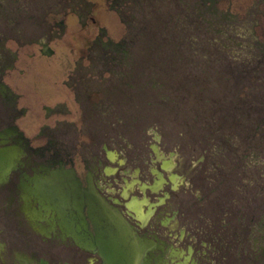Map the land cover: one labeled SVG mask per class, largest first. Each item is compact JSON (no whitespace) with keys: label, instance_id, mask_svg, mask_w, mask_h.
Returning a JSON list of instances; mask_svg holds the SVG:
<instances>
[{"label":"flooded vegetation","instance_id":"1","mask_svg":"<svg viewBox=\"0 0 264 264\" xmlns=\"http://www.w3.org/2000/svg\"><path fill=\"white\" fill-rule=\"evenodd\" d=\"M155 4L204 35L209 16L264 9V0H0V264H106L92 244L102 228L108 245L121 234V264H264V192H178L194 181L157 127L143 148L125 130L99 140L86 124L85 105L111 100L113 83L143 99L130 29L136 10ZM254 24L264 56V12ZM89 82L100 86L81 91ZM209 159L204 150L205 173ZM240 160L254 175L256 148Z\"/></svg>","mask_w":264,"mask_h":264},{"label":"rangeland","instance_id":"2","mask_svg":"<svg viewBox=\"0 0 264 264\" xmlns=\"http://www.w3.org/2000/svg\"><path fill=\"white\" fill-rule=\"evenodd\" d=\"M86 9L81 6L82 17ZM258 11L264 9L253 6L235 19L209 16L211 28L204 35L177 9L155 4L136 10L130 30L144 70L143 99L113 83L111 100L104 94L100 104L85 105L88 128L96 129L102 141L109 130L113 135L125 130L130 144L147 148V135L157 127L159 145L178 148V168L194 181L191 188L182 181L178 192L202 194L214 187L215 194L223 191L230 199L264 192V56L255 48ZM99 86L89 82L81 91ZM248 148L257 152L254 175L249 168L241 172L240 156ZM204 150L211 162L207 173L200 162Z\"/></svg>","mask_w":264,"mask_h":264},{"label":"water","instance_id":"3","mask_svg":"<svg viewBox=\"0 0 264 264\" xmlns=\"http://www.w3.org/2000/svg\"><path fill=\"white\" fill-rule=\"evenodd\" d=\"M106 230L102 228L98 231L97 236L93 240V243H96L100 249V252L104 258H107L108 261L106 264H121V261L118 259L121 254L122 240L121 234L112 233L113 237L110 238V245L107 244L109 241L106 237ZM113 241V243H112Z\"/></svg>","mask_w":264,"mask_h":264}]
</instances>
